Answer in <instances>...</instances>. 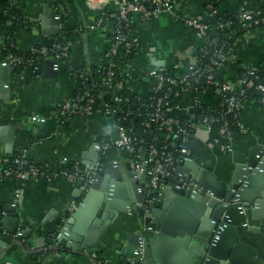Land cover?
I'll use <instances>...</instances> for the list:
<instances>
[{"label": "built area", "instance_id": "obj_1", "mask_svg": "<svg viewBox=\"0 0 264 264\" xmlns=\"http://www.w3.org/2000/svg\"><path fill=\"white\" fill-rule=\"evenodd\" d=\"M19 2L20 0H7V7H18ZM88 3L101 10V16L90 28H106L110 20L107 10L110 5L117 8L111 15L113 20L110 28L107 27L110 44L103 56L102 65L105 64L107 70L105 74H101L99 70L102 66L95 72L87 66L84 71L73 73L81 81V87L73 98L60 103L58 120L64 123L76 117L88 120V117L98 113L113 120L117 136L113 139L101 138L95 142L100 158L105 160L114 151L127 154L129 157L126 161L139 170L140 174L149 177L148 182L153 191L158 190L171 177L172 171L180 162L189 158L186 143L198 129L209 134L211 144L219 153H232L234 136L247 131L240 120L241 112L250 102L258 103L264 112V74H260L258 65L241 64L237 55L238 48L247 35L264 29V7L244 8L236 13L235 21L246 32L241 35L237 30H232L227 39L221 40L217 31L230 28L233 21L219 19L217 23L211 24V19L220 13L211 4L204 8L208 17L206 19L181 14L185 0H88ZM3 12L7 13V9L4 8ZM163 13L171 14L175 20L183 22L199 38L200 46L179 50L170 66L142 71L141 79L148 81L149 88L146 93H141L132 71L134 59L140 51V41L134 34L135 20L150 22ZM70 53L71 44L68 41L55 42L52 48L33 45L22 55L8 54L0 60V66H9L13 79L23 81L24 74L36 72L39 63L46 60L53 61L54 70L59 72ZM227 65L237 69L236 81L227 80L222 75V70ZM21 66L31 68L33 72L24 70L14 75V70ZM124 87L131 95L120 94ZM104 91L110 94L108 100H101ZM133 92L136 95L132 99ZM254 95L258 96L257 100ZM231 116L235 117V121ZM32 119L45 121L35 116ZM138 119L140 132L136 127ZM65 161L68 163V160ZM114 162L120 164L118 160ZM71 163L72 170L67 167L56 170L48 164L31 165L28 150L24 149L18 155L2 160L0 181L42 180L53 183L63 180L74 184L83 177L86 168L79 161ZM19 197L20 194L16 193L15 198ZM2 214L5 213L0 212V216ZM20 231L16 235H10L0 230V236L20 240V245L25 247L26 241L21 237ZM60 236V233L54 234L49 247H61L56 242ZM142 247L141 242L140 249ZM27 249L33 251L34 247ZM88 254L95 264H115L93 249ZM135 254L140 257L142 252L135 251Z\"/></svg>", "mask_w": 264, "mask_h": 264}, {"label": "crops", "instance_id": "obj_2", "mask_svg": "<svg viewBox=\"0 0 264 264\" xmlns=\"http://www.w3.org/2000/svg\"><path fill=\"white\" fill-rule=\"evenodd\" d=\"M207 1L185 0L181 14L207 19L204 13ZM219 3L221 10L228 14H236L244 8L264 7V0L251 3L248 0H219ZM19 5L22 13L16 21L17 50L24 52L46 39L40 17L45 6L49 5L50 11L57 12L61 17L60 31L62 33L65 30V40L71 44V53L55 76L43 77L34 72L30 75L24 74L23 81L12 77L8 89L0 92V129L6 128L7 134L9 133V139L0 136V167L4 158L15 156L24 149L28 150L30 160L35 164H48L56 170L68 167L74 161H79L82 166L95 161L98 167L105 162L117 160L123 165L128 163L126 160L129 156L119 151H114L105 160L90 152L93 144L101 138L113 139L117 136L113 120L102 113L95 114L88 120L76 117L68 123L57 118L60 103L73 98L77 93V78L73 70L84 65L97 68L103 65V56L110 44L108 28L112 21L108 20V28H90L99 19L101 10L90 6L88 0H20ZM116 9L113 5L109 7L111 13ZM1 13L3 8L0 7ZM9 25V21L0 24V47L7 39ZM55 28V25L50 24L49 31ZM134 34L140 41V51L134 59L135 66L132 71L138 80L141 93H146L149 88L148 81L141 79V72L153 67L161 68L152 64V57L165 61V66H170L179 50L200 46L199 38L183 22L175 20L168 13H163L150 22L141 23L135 20ZM56 36L58 35L51 38ZM153 49L154 54L151 52ZM237 55L243 65H258L264 58V29L247 35L246 40L240 44ZM43 69L44 61L38 67L42 73ZM222 75L227 80L236 81L237 69L227 65L222 70ZM34 116L46 120L43 131L35 127L32 119ZM240 120L247 131L234 136V151L229 154L210 148L211 138L204 130L198 129L192 134V139L201 138L206 143V147L196 153L195 159L199 163L212 165L218 178L223 179L224 172L233 171L235 164L248 157L252 147L264 145V112L258 103L250 102L240 115ZM17 181L19 180L0 181V210L15 202L17 210L21 212V229L28 227V218L43 220L49 215V219L46 223L33 227L29 238L33 243V251L22 247L20 240L5 237L12 246L7 251L4 264H35L33 254L51 248L48 236L56 230L58 222L63 221L79 205L80 200L77 197L80 192L76 183L63 180L53 183L24 180L20 181L19 187ZM16 193L20 194L19 199L15 198ZM127 221L118 218L107 228V232L93 250L100 252L112 263L126 262L128 259L123 254V249L129 234L125 229ZM41 264L95 263L88 252L55 251L45 257Z\"/></svg>", "mask_w": 264, "mask_h": 264}, {"label": "water", "instance_id": "obj_3", "mask_svg": "<svg viewBox=\"0 0 264 264\" xmlns=\"http://www.w3.org/2000/svg\"><path fill=\"white\" fill-rule=\"evenodd\" d=\"M58 16L45 6L40 20L46 39L60 35L62 21ZM50 24L56 26L51 32ZM151 61L156 67L166 65L156 57ZM53 66V61L46 60L43 73H35L53 77L57 74ZM11 77L10 67L0 66V92L8 89ZM34 123L42 131L46 127V120ZM6 131L0 129V136L9 139ZM96 145L90 152L98 158ZM186 146L189 158L180 162L155 191L149 177L130 163L105 162L99 167L95 161L84 163L83 177L76 182L79 205L56 226L61 235L56 242L61 247L51 249L88 252L108 227L123 218L128 220L125 229L129 231L123 249L126 263L264 264V145L252 147L233 171L224 172L223 179L215 175L212 165L195 159L206 147L203 139H191ZM0 212L5 213L0 216L2 231L16 235L21 222L17 204L7 205ZM48 219L49 215L43 220L28 218L29 225L20 231L21 237L29 239L33 227ZM4 238L0 236V264L12 246ZM135 251L142 252L141 259Z\"/></svg>", "mask_w": 264, "mask_h": 264}, {"label": "trees", "instance_id": "obj_4", "mask_svg": "<svg viewBox=\"0 0 264 264\" xmlns=\"http://www.w3.org/2000/svg\"><path fill=\"white\" fill-rule=\"evenodd\" d=\"M257 1H260V0H255V2H257ZM213 5L214 6V8L215 9H217L220 13L218 14V15H215L212 19H211V21H210V23L211 24H215V23H217L218 21H219V19H222L223 21H225L226 22V20H231V21H233V24L231 25V27L230 28H225L224 30H219V31H217V33H218V36H220V38H221V40H225V39H227L228 38V36L229 35H231L232 34V30H237L239 33L238 34H244L245 32H246V30L245 29H243L242 28V26H241V24H239L238 22H236L235 21V17H234V15H235V13L233 14H228V13H226V12H223V10H221V8H220V3H219V0H208L207 2H206V4H205V9H206V6L207 5ZM7 0H0V7L1 8H6L7 9V13H5V12H3V13H1L0 14V24L2 23V22H7V21H9L10 22V25H9V27H8V29H7V39H6V41L4 42V44L0 47V60H2L4 57H6L8 54H10V53H13V54H17V55H22L23 53H25L26 51H24V52H20L19 50H17V46H16V42H17V37L15 36V32L17 31V28H18V22H16L17 20H18V18L19 17H21V13H22V11H21V9H20V5L18 6V7H15V8H8L7 7ZM114 13V12H113ZM113 13H111L110 11H109V9L107 10V17L110 19V20H113L112 18H111V15L113 14ZM100 16H101V14H100ZM21 21H23V20H21ZM30 23V22H29ZM242 28V29H241ZM65 35H66V32H65V30H62V33H60V35H58V36H56V37H54V38H51V39H46V40H44L43 42H40V43H38V44H36V47H42V46H45V47H48V48H52V45L55 43V42H59V43H65L66 42V40H65ZM201 53H199V55H200ZM201 56V55H200ZM69 59V58H68ZM67 59V60H68ZM66 60V61H67ZM65 61V62H66ZM205 62H207V59L205 60ZM264 58H263V60L258 64V68L260 69V74H264ZM87 66H82V67H80V68H77V69H75V70H73V73L75 72H82V71H84L85 70V68H86ZM29 69V70H28ZM91 69L95 72V71H97L99 68H97V67H91ZM26 71V72H28V71H30V72H33V71H31V68H24V67H19V68H17L16 70H14V72H13V74L14 75H16V74H19V73H21L22 71ZM106 70H107V67H106V65L104 64V66H102V68L99 70L100 71V73L101 74H105V72H106ZM242 71V69L239 71V72H241ZM167 72H169V71H167ZM34 73V72H33ZM97 74V73H96ZM77 86H78V89L81 87V81L77 78ZM174 87V86H173ZM78 91V90H77ZM120 94L122 95V96H128V95H131V93H130V91H128L127 90V88L126 87H124V88H122V90L120 91ZM136 95V92H133L132 93V99H133V97ZM110 98V94H109V92H107V91H104V92H102V94H101V100L102 99H105V100H108ZM254 99H258V96L257 95H254ZM134 108H136V106H133ZM247 109V108H246ZM245 109V110H246ZM244 110V111H245ZM243 111V112H244ZM243 112H241V114L243 113ZM240 114V115H241ZM95 115V114H94ZM94 115H91L90 117H88L89 119H91ZM231 119L233 120V121H235L234 119H235V117H233V116H231ZM66 123H68V122H66ZM139 123H140V120L138 119L137 121H136V127H137V131H138V128H140L139 127ZM141 130H139L138 132H140ZM18 155V154H17ZM16 156V155H15ZM29 160H30V157H29ZM30 163H31V165H35V166H39V165H37V164H35L34 162H32L31 160H30ZM64 168H66V167H63V169ZM68 169H70V170H72L73 169V163H70L69 165H68V167H67ZM62 224V220H60L59 222H58V224H57V226H60ZM22 229H23V227H22ZM0 230H2L1 228H0ZM57 231L58 230H55L53 233H51L49 236H48V242L49 243H51L52 242V240H53V236H54V234H56L57 233ZM25 248L27 247V248H30V247H32L33 246V243L30 241V239H25ZM26 248V249H27ZM54 253L55 251L53 250V249H51V248H48L47 250H43L42 252H35L34 254H33V257H34V261H35V264H41L42 262H43V259L45 258V257H47L48 255H50V253ZM101 255V253L100 252H98V255ZM115 264H128V263H126V262H119V263H115Z\"/></svg>", "mask_w": 264, "mask_h": 264}]
</instances>
